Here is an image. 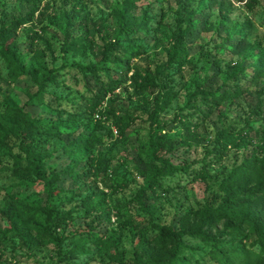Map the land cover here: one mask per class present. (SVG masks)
Listing matches in <instances>:
<instances>
[{
    "label": "rangeland",
    "instance_id": "rangeland-1",
    "mask_svg": "<svg viewBox=\"0 0 264 264\" xmlns=\"http://www.w3.org/2000/svg\"><path fill=\"white\" fill-rule=\"evenodd\" d=\"M127 1L131 22L144 25L139 33L119 32L120 13ZM35 6L41 14L36 12L33 22L9 31L6 25L26 16L34 4L29 0H0V113L5 109V100L24 106L35 97L51 69L96 63L104 44L118 38L120 43L140 47L145 53L131 58L133 70L128 75L111 70L123 84L108 98L114 100L117 109L145 112L153 108L152 98L158 90H164L162 85L164 91L174 89L177 94L160 119L173 127L163 131L177 148L169 157L175 164L190 167L164 182L168 190L161 189L156 195L147 191L154 174L151 164L145 161L157 135L147 114L131 124L127 140L121 139L114 127L113 135L107 128H96L101 142L93 149L80 148L81 141L95 129L94 121L81 124L89 120L85 111L86 82L77 88L57 87L54 93L39 97L36 104L24 106L43 122L59 125L61 134L37 137L47 157L46 182L17 179L11 172L13 159L0 151V209L10 207L15 199L26 206L49 205L64 213L71 211L74 219L56 233L67 240L64 249L74 263L115 264L110 260L115 250L122 252L124 259L132 257L146 242L142 229L151 235L152 223L177 225V219L188 208L217 206L222 201L221 184L232 169L257 152L264 154V0H38ZM183 14L194 17L193 31L185 42L189 62L183 68L161 72V84L153 90L155 93H137L133 71L155 74L157 66L168 60L172 34ZM75 37L81 39L73 46ZM240 43V51H234ZM215 59L219 64H214ZM259 67L263 68L262 75L255 76ZM235 68L243 69L250 81L243 94L210 111L200 105V99H192L198 85L222 90L232 87ZM67 97L74 102H68ZM195 105L199 111H195ZM94 119L105 122L98 112ZM105 124L108 127L109 123ZM235 126L246 131L223 150L222 132ZM11 144L17 142L12 140ZM19 151L13 146L14 154ZM93 161L96 165L108 163L106 176L122 184L120 191L112 192L100 171L92 174ZM71 168L75 170L66 172ZM142 189L145 193L139 199ZM94 206L89 216H83L88 207ZM255 208L264 209V204ZM106 209L112 210L111 215L99 218ZM10 213L12 218L0 213V264L64 263L53 244H38L16 211L11 209ZM217 228L222 229V223ZM91 229L112 236L116 246L81 250L80 239L89 232L79 231ZM189 244L201 248L200 242ZM70 253L75 257L70 258Z\"/></svg>",
    "mask_w": 264,
    "mask_h": 264
},
{
    "label": "trees",
    "instance_id": "trees-1",
    "mask_svg": "<svg viewBox=\"0 0 264 264\" xmlns=\"http://www.w3.org/2000/svg\"><path fill=\"white\" fill-rule=\"evenodd\" d=\"M29 1L33 2V9L26 16L9 22L5 27L7 30L15 31L22 25L33 22L36 12L41 14L38 6H35L38 0ZM133 1L135 0H130V2ZM127 10L128 1L125 10L120 13L119 32L125 34L141 32L144 25L132 23L127 15ZM179 13L181 14V10ZM193 19L194 17L190 14L178 17L176 28L172 34L173 44L168 60L157 66L155 74L148 70L133 71L137 93L149 91L155 93L153 90L161 84L159 81L161 72L175 67L183 68L187 61L189 62L188 54L185 51V42L193 31ZM79 39L81 37H75L72 45L75 46ZM241 45L242 43L238 44L234 51H240ZM144 53V49L124 45L118 38L109 39L102 47L101 58L98 62L87 65L79 64L75 68L67 65L62 69H51L40 84L37 95L35 94V97L31 98L24 106L36 104L39 97L43 98L51 92L54 93L57 87L66 85L72 88L73 85L76 87L82 81L86 82L88 87L85 89L87 90L85 111L89 113V120L82 121L81 124L95 122V129L80 144V148L87 149H93L97 143L101 142L100 135L96 134V128H107L113 135L112 128L114 127L118 136L127 140V130L131 124L147 114L148 120L157 133L153 137V140L155 138L156 141H152L154 149L145 161L151 164L154 174V179L147 191L156 195L161 192V189L163 191L169 189L164 183L167 179L190 170L188 166L175 164L169 157L171 153L177 151V148L163 131L173 127L160 119V114L166 110L177 92L172 88L164 91L166 87L162 85L164 90H158L152 98L153 108L145 112H138L137 109L132 108L117 109L114 100L108 98L123 84L121 80L115 78L114 74H111V70L128 75L133 70L130 63L131 58L140 57ZM5 56L10 58L8 53H5ZM213 62L219 64L216 59ZM111 65L113 66L111 67ZM262 70L263 68L259 67L255 76L262 75ZM231 80L233 86L224 90L222 87L212 89L206 85H198L199 89L194 95L196 97H192V99H200V105L210 111L215 106L243 94L250 84L243 69L235 68ZM82 92L84 93V90ZM197 92H199L198 95ZM67 100L74 102V99L70 97H67ZM192 102L191 100V105H193ZM24 106L4 101L5 109L0 113V151L9 154L13 159L11 172L17 179L46 182L44 166L47 157L42 154L37 137L45 134L60 135L59 125L43 122L41 117L32 116ZM199 110V107L195 109V111ZM96 112L105 117V122L94 119ZM106 122L109 123L108 127ZM173 122H176V119ZM245 131L239 126L224 128L221 140L223 138L226 142L223 141V145L220 147L225 150L235 144L233 139L241 138ZM12 140H15L17 144H11ZM13 146L20 149L18 154L13 153ZM104 163V165L102 163L96 165L93 161L90 164V168L95 170L92 174L100 171L106 176L108 163ZM73 168L67 169L66 172L74 171ZM88 172L90 171L88 170ZM141 174L145 173L141 172ZM105 178L108 179L106 181L104 179L105 184L112 192L122 189V184L111 182L107 176ZM204 179H206V175H204ZM52 181V179L49 181V185ZM144 193L145 189L139 191V199ZM221 193L220 204L188 208L177 219V225L152 223L154 233L151 235L146 233V228L142 229L141 234L145 237L146 242L133 253L132 257L124 259L122 252L115 250L110 254V260L115 264H264V209L255 208V205L259 203L264 204V154L257 152L234 167L222 182ZM72 194L75 195L74 190ZM93 208L96 207H88L83 216H89L94 210ZM11 209L16 211V216L19 215L18 217L29 229V234L35 237L38 244H53L57 248L59 260L64 262L63 264H76L68 258V251L64 249L67 240L56 233L63 224L74 219L71 211L64 213L59 208L49 205L26 206L14 199L10 207L0 209V213L7 218H12ZM111 212L112 210L106 209L105 212L100 213L99 218L109 217ZM221 223L222 229H218L217 226ZM79 232H89L88 235L80 239L81 250L88 251L91 247L110 249L116 246L112 236L107 237L95 233L92 229ZM223 236L227 239H222ZM192 242H200L201 248L190 246L189 243ZM70 254V258L75 257L74 253ZM89 254L87 253V255Z\"/></svg>",
    "mask_w": 264,
    "mask_h": 264
}]
</instances>
